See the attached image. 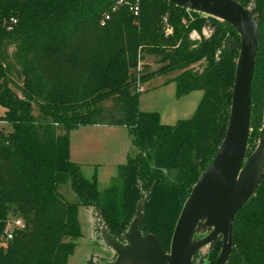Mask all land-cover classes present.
Here are the masks:
<instances>
[{
    "label": "trees",
    "instance_id": "16d2710c",
    "mask_svg": "<svg viewBox=\"0 0 264 264\" xmlns=\"http://www.w3.org/2000/svg\"><path fill=\"white\" fill-rule=\"evenodd\" d=\"M119 1L0 0V105L11 124L10 131L0 128V264H67L82 237L80 207L95 208L106 235L125 240L142 201L140 232L170 252L182 209L224 141L241 48L236 29L163 0H141L138 16ZM236 1L259 18L249 157L264 137V0ZM90 30L92 45L82 38ZM145 56L158 57L162 67L138 77L132 70ZM197 63L202 71L191 68ZM168 73H178L164 83H176L177 98L203 92L193 117L175 125L141 111L136 88ZM15 76L22 98L9 87ZM113 98L124 104V117L105 108ZM94 125L128 128L137 150L104 191L70 160V133ZM66 184L78 201L66 200ZM13 219L25 227L5 242ZM222 244L219 237L211 243L203 264H216ZM227 264H264V173L235 219Z\"/></svg>",
    "mask_w": 264,
    "mask_h": 264
},
{
    "label": "water",
    "instance_id": "95a60500",
    "mask_svg": "<svg viewBox=\"0 0 264 264\" xmlns=\"http://www.w3.org/2000/svg\"><path fill=\"white\" fill-rule=\"evenodd\" d=\"M232 25L241 38L230 120L214 160L188 197L172 237L170 252L152 234L143 235V201L125 237L126 244L104 235L118 259L114 264H193L196 253L222 237L216 264H227L233 249L235 219L255 195L264 173V137L248 157L252 84L259 50L258 17L236 0H163ZM202 226L205 230H202ZM210 233L200 239V232ZM203 264V260L200 261Z\"/></svg>",
    "mask_w": 264,
    "mask_h": 264
},
{
    "label": "rangeland",
    "instance_id": "374dc122",
    "mask_svg": "<svg viewBox=\"0 0 264 264\" xmlns=\"http://www.w3.org/2000/svg\"><path fill=\"white\" fill-rule=\"evenodd\" d=\"M131 3H135L140 6L141 0H131ZM103 26V24H101ZM83 35V42L92 45L94 43L92 31H87ZM193 39H198L199 35L197 33L192 34ZM203 64L197 63L192 65L191 68L197 71L203 70ZM162 67L160 59L155 56H145V58L139 62L136 69L132 70V73L138 77L141 73H150L152 71H157ZM178 73H168L167 75L156 76L150 82L144 85L137 84V90H140V95L145 89L146 92L142 94L140 110L143 112H158L161 116V122L165 125H175L179 120H186L193 117L196 109L202 99L203 92L195 91L186 95L182 98H177L176 96V83L165 84L168 80L173 79ZM22 84V79L18 76L13 78V84H9V87L16 93L19 98H22V94L18 87ZM136 90V91H137ZM144 90V91H145ZM33 112L32 117L37 121L41 120V114L39 112L38 106L35 103L30 102ZM105 108L113 110L112 114L119 115L120 117L125 116L124 104L117 98H113L105 103ZM6 109L0 105V128L6 131L11 130V124L3 120L5 116ZM111 113V112H110ZM126 133L127 129L124 128ZM59 133H63V130H59ZM132 139V138H131ZM109 144V143H108ZM259 144V141H258ZM134 146H132L131 156L136 154ZM97 162H101L97 161ZM91 165L82 166L81 170L86 179L92 180L95 171L97 170L96 162H90ZM118 175V171L115 177H112L108 185L101 184L98 189L104 191L112 185L113 179ZM60 191L66 196V200L70 202L78 201L77 195L72 191L69 184L61 185ZM79 221L82 230V237L76 240L77 246L75 248L74 254L71 255L67 264H84L91 261L95 264H114L118 259V254L113 247L109 246L105 241L104 235L107 233L106 225L100 219L98 211L93 207H80L79 209ZM205 230V227H201ZM222 239V237H219ZM116 241L122 244H126V241L121 238H116ZM223 241V239H222ZM5 242H7L5 240ZM211 245V244H210ZM210 245L203 248L199 252V256L194 264H198L199 260H209V253L211 251Z\"/></svg>",
    "mask_w": 264,
    "mask_h": 264
},
{
    "label": "crops",
    "instance_id": "0c3cea01",
    "mask_svg": "<svg viewBox=\"0 0 264 264\" xmlns=\"http://www.w3.org/2000/svg\"><path fill=\"white\" fill-rule=\"evenodd\" d=\"M144 90L142 94L146 92ZM124 128L126 127L81 126L70 133V160L83 168L95 161L100 172L95 171L92 178L96 177L99 187L101 184L108 185L109 180L116 176L118 167L126 164L131 156L132 139L128 128L127 133ZM100 160L101 162H97Z\"/></svg>",
    "mask_w": 264,
    "mask_h": 264
},
{
    "label": "built area",
    "instance_id": "2783aa9c",
    "mask_svg": "<svg viewBox=\"0 0 264 264\" xmlns=\"http://www.w3.org/2000/svg\"><path fill=\"white\" fill-rule=\"evenodd\" d=\"M120 5H127L129 6L130 11L135 15L138 16L140 13L139 5L130 3L129 1L120 0L118 2V6ZM117 6V7H118ZM117 7L114 8V10L117 9ZM110 20V15H106L104 21ZM12 25L9 26V29H12L13 25L17 23L15 19H12L11 21ZM25 224L20 219H13L10 222H8L6 230L4 232L3 239L6 241H11L14 238L15 230L17 229H24Z\"/></svg>",
    "mask_w": 264,
    "mask_h": 264
}]
</instances>
